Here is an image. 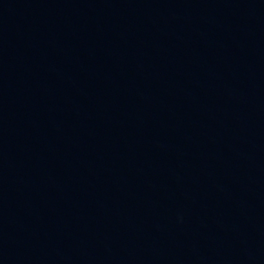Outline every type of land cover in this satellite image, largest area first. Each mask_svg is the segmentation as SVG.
<instances>
[{"label":"water","instance_id":"1","mask_svg":"<svg viewBox=\"0 0 264 264\" xmlns=\"http://www.w3.org/2000/svg\"><path fill=\"white\" fill-rule=\"evenodd\" d=\"M0 264H264V0H0Z\"/></svg>","mask_w":264,"mask_h":264}]
</instances>
